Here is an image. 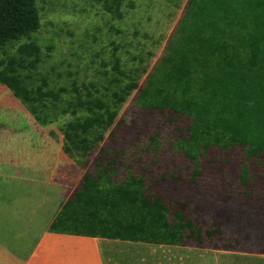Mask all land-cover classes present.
I'll return each instance as SVG.
<instances>
[{
  "label": "rangeland",
  "instance_id": "1",
  "mask_svg": "<svg viewBox=\"0 0 264 264\" xmlns=\"http://www.w3.org/2000/svg\"><path fill=\"white\" fill-rule=\"evenodd\" d=\"M187 2L126 0L121 6L123 22L119 23L130 34V41L126 36L115 39L113 47H119L115 54L120 56L125 72L130 66V90L122 93L123 86L119 88L116 83L115 99H102V92L90 96L82 92L77 100L83 107H97L96 99H100L109 104L104 113H68L47 119L20 115L31 125L42 124L26 126L29 136L24 138L52 164L57 162L58 153L66 154V161L81 157L79 170L83 178L93 173L94 159L106 147L103 163L111 172L109 181H101L102 187L123 183L131 173L143 178L144 194L150 201L152 195L160 198L158 216L140 204L130 211L144 233L155 234L153 238L148 236L140 242L98 237L102 238L100 249L105 264H264V157L247 156L241 145L188 148L184 140L188 137L189 118L167 109L142 110L134 105L140 85L164 54ZM10 47L6 53L0 51L1 60ZM103 86L109 87L107 82L96 84L101 91ZM17 110L23 113V106L0 78V114ZM12 135L17 136L14 132ZM86 139L97 143L88 156L80 153L87 149L81 147ZM186 151H191L192 158ZM242 166L248 170L245 180L241 178ZM79 186L76 184L74 191ZM177 211L192 221L194 233L199 230L198 243L187 230L180 245L162 243L164 222L171 223Z\"/></svg>",
  "mask_w": 264,
  "mask_h": 264
},
{
  "label": "trees",
  "instance_id": "2",
  "mask_svg": "<svg viewBox=\"0 0 264 264\" xmlns=\"http://www.w3.org/2000/svg\"><path fill=\"white\" fill-rule=\"evenodd\" d=\"M92 1L123 22L121 6L126 0ZM38 23L36 0H0V51L10 40L34 30ZM132 33L138 36L136 31ZM5 62L0 59V78L10 88L6 73L9 60L7 66ZM116 83L119 88L123 86L122 93L130 90V82L125 86ZM114 95L116 98L115 91ZM77 100L68 99L67 110L76 105L81 112L77 114L98 115L109 105L96 99L97 107H83ZM134 105L142 110L167 109L189 118L188 137L184 140L188 148L241 145L247 156L264 157V0H188L164 54L140 85ZM81 143L86 145L79 146L87 147L80 152L84 156L97 145L88 139ZM186 152L192 158L191 151ZM105 154L103 147L94 159L93 173L83 176L78 190L64 202L48 230L123 241L153 238L155 234L144 233L130 211L140 204L158 216L160 198L152 195L150 201L144 194L143 178L131 173L123 183L102 187L101 181H109L111 172L109 166H104ZM247 173V167L242 166V180ZM164 225L165 245H180L185 230L197 243L200 240L199 230L194 233L192 221L179 211L171 223Z\"/></svg>",
  "mask_w": 264,
  "mask_h": 264
},
{
  "label": "crops",
  "instance_id": "3",
  "mask_svg": "<svg viewBox=\"0 0 264 264\" xmlns=\"http://www.w3.org/2000/svg\"><path fill=\"white\" fill-rule=\"evenodd\" d=\"M36 4L38 26L2 48L6 53L11 46L2 60L6 66L9 60L8 89L23 113L0 114V264H105L102 238L48 230L82 181V158L66 161L67 155L58 153L52 164L37 153L24 137L29 136L26 126L42 124L31 125L25 116L81 113L76 105L68 111L67 100L80 99L84 92L115 98L116 82L129 84L131 77L130 66L125 72L115 54L119 47L113 45L125 36L129 42L130 34L91 0ZM99 82L109 87L101 91Z\"/></svg>",
  "mask_w": 264,
  "mask_h": 264
}]
</instances>
